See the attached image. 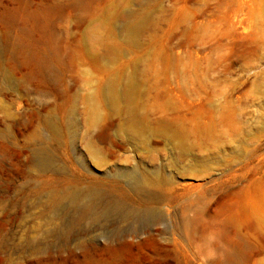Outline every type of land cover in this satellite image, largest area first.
<instances>
[{
    "label": "rangeland",
    "instance_id": "1",
    "mask_svg": "<svg viewBox=\"0 0 264 264\" xmlns=\"http://www.w3.org/2000/svg\"><path fill=\"white\" fill-rule=\"evenodd\" d=\"M0 264H264V0H0Z\"/></svg>",
    "mask_w": 264,
    "mask_h": 264
},
{
    "label": "bare ground",
    "instance_id": "2",
    "mask_svg": "<svg viewBox=\"0 0 264 264\" xmlns=\"http://www.w3.org/2000/svg\"><path fill=\"white\" fill-rule=\"evenodd\" d=\"M53 59H54L53 55H51L47 59H44L42 61L43 66L46 68H49L51 65L50 63L53 61ZM39 61L41 62V60H39ZM101 138L103 141L107 140V138L105 136H101ZM121 177L128 179L129 180V186L133 189H140V188H143L147 185V181H146L147 178L138 177L135 174H133V172L121 174ZM71 199L74 202L77 200V196H73ZM79 214L82 218L87 217L88 215H92L93 221H98L99 219H102L106 215V213H92V208H90L88 205H83L81 208H79ZM121 214L126 216V217L128 216L127 217L128 219L129 218L136 219L137 217H139V215H141L140 213H138V214L133 213L132 214V213H126V212H121Z\"/></svg>",
    "mask_w": 264,
    "mask_h": 264
}]
</instances>
